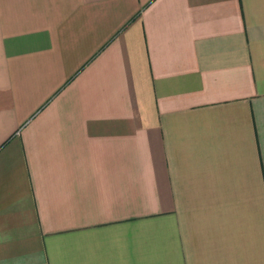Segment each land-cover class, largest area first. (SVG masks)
I'll return each instance as SVG.
<instances>
[{"label":"crops","instance_id":"obj_1","mask_svg":"<svg viewBox=\"0 0 264 264\" xmlns=\"http://www.w3.org/2000/svg\"><path fill=\"white\" fill-rule=\"evenodd\" d=\"M0 264H264V0H0Z\"/></svg>","mask_w":264,"mask_h":264}]
</instances>
